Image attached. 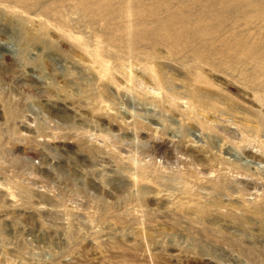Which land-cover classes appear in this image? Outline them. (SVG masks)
<instances>
[{
	"label": "rangeland",
	"instance_id": "rangeland-1",
	"mask_svg": "<svg viewBox=\"0 0 264 264\" xmlns=\"http://www.w3.org/2000/svg\"><path fill=\"white\" fill-rule=\"evenodd\" d=\"M0 264H264V0H0Z\"/></svg>",
	"mask_w": 264,
	"mask_h": 264
}]
</instances>
